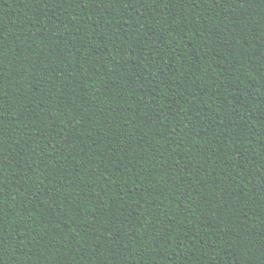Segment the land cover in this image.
Segmentation results:
<instances>
[{
    "label": "trees",
    "instance_id": "1",
    "mask_svg": "<svg viewBox=\"0 0 264 264\" xmlns=\"http://www.w3.org/2000/svg\"><path fill=\"white\" fill-rule=\"evenodd\" d=\"M0 264H264V0H0Z\"/></svg>",
    "mask_w": 264,
    "mask_h": 264
}]
</instances>
